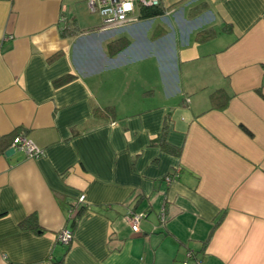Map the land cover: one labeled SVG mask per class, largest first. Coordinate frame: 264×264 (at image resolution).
I'll use <instances>...</instances> for the list:
<instances>
[{"label":"crops","instance_id":"1","mask_svg":"<svg viewBox=\"0 0 264 264\" xmlns=\"http://www.w3.org/2000/svg\"><path fill=\"white\" fill-rule=\"evenodd\" d=\"M162 8L106 26L86 0H0V140L43 150L0 142V264H264V0Z\"/></svg>","mask_w":264,"mask_h":264},{"label":"built area","instance_id":"2","mask_svg":"<svg viewBox=\"0 0 264 264\" xmlns=\"http://www.w3.org/2000/svg\"><path fill=\"white\" fill-rule=\"evenodd\" d=\"M90 12L100 16L103 25H123L140 19V12L143 8L162 6V0H86ZM13 148L23 150L30 157H38L43 150L38 148L24 134H18L11 143ZM170 181V176H166ZM85 196L82 194L78 202H83ZM144 212L130 210L124 215L125 221L130 225L132 232H139L140 222L144 218ZM159 226L163 225L164 213H160ZM72 239V231L65 228L58 235V241L68 243ZM189 255V252H188Z\"/></svg>","mask_w":264,"mask_h":264},{"label":"trees","instance_id":"3","mask_svg":"<svg viewBox=\"0 0 264 264\" xmlns=\"http://www.w3.org/2000/svg\"><path fill=\"white\" fill-rule=\"evenodd\" d=\"M163 12V8L162 6H156V7H149V8H143L139 14L140 18H149V17H154L156 15H159ZM202 34H200L203 38H205L209 32H201ZM128 42L126 41H121V40H114L110 46L113 48V51H115L114 49L116 50H119L120 48H123ZM66 78L62 79L61 81H65ZM221 97L223 100V103H220L222 104L220 107H224L226 102L228 101L229 99V94H226L223 90H217L215 91L214 93H212L211 95V101H212V105H217L216 102H218V98ZM105 112H108V113H112V108H107V109H104V110H100V109H96L94 111V116H97V117H102V115H104ZM242 126V125H241ZM244 128V127H243ZM245 129V128H244ZM19 131V132H18ZM16 132H14L10 137H4L0 140V142H2L3 144L5 143V145L3 146L5 148V146L9 145L12 143L13 141V138L15 136H17L18 134H24V132L18 130ZM163 131H165V126L163 127ZM150 145H153V146H160L161 149L165 152H168V153H171V154H174V155H179L180 154V150L171 146L170 144H168L164 138V135L163 134H160L159 136H157L156 138L150 140ZM72 208L70 209V215H69V218L71 219L70 220V225L68 226L69 229L73 232V228L76 226L77 224V219L78 217L80 216V214L87 209L86 205L82 204L81 202H78L77 201V204H74L73 206H71ZM103 207H100V209H102ZM38 224H37V218L35 215H30L28 216L27 218H25L24 220H22L20 223H19V227L20 228H33V227H36ZM70 242L68 243H65V245H69ZM191 255V253L189 252V255H188V252H187V256L189 257Z\"/></svg>","mask_w":264,"mask_h":264}]
</instances>
